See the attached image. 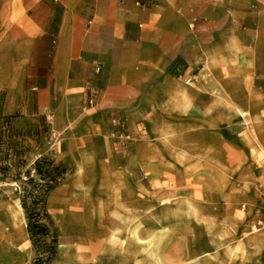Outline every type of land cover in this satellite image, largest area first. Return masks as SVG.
I'll return each mask as SVG.
<instances>
[{"label": "crops", "instance_id": "obj_1", "mask_svg": "<svg viewBox=\"0 0 264 264\" xmlns=\"http://www.w3.org/2000/svg\"><path fill=\"white\" fill-rule=\"evenodd\" d=\"M226 4L0 0V104L21 119L48 110L57 139L50 153L93 175H81L79 181L95 192L100 206L117 207L112 219L123 220L126 213L131 220L137 187L124 172L131 166L120 165L121 154L113 147L117 129L142 140V146L158 141L142 153V174H151L156 183L166 170L191 169L194 152L206 147L210 168L203 171L221 172L240 159L236 149L228 153L221 143L228 122L220 104H243L244 43L255 51L256 60L249 59L253 68L259 71L264 63L258 59L259 26L252 11L229 9L237 15L228 22ZM256 75V85L264 87V69ZM172 174L170 189L185 183ZM80 196L88 201L86 194ZM52 201L58 210L78 199L60 190ZM62 226L70 229L66 222ZM60 244L67 255L60 259L69 262L72 243Z\"/></svg>", "mask_w": 264, "mask_h": 264}, {"label": "rangeland", "instance_id": "obj_2", "mask_svg": "<svg viewBox=\"0 0 264 264\" xmlns=\"http://www.w3.org/2000/svg\"><path fill=\"white\" fill-rule=\"evenodd\" d=\"M226 5L228 22L237 15L229 9L243 14L252 11L259 26L258 59L264 63V0H227ZM246 45L242 55L248 60L239 67L243 104H220L226 107L228 122L222 130L226 141L221 143L228 153L236 149L240 158L234 167L203 171L210 168L209 157L203 152L209 147L203 150L205 146L200 145L198 149L203 151L194 152L196 164L191 169L180 167L178 174L166 170L156 183L151 174H142V153L158 141H146L142 146V140L124 128L113 132L128 135L118 139L112 134L111 138L121 154L120 165L131 166L124 172L137 187L132 190L135 204L130 210L136 215L131 220L126 213H121L123 220L112 219L117 207L100 206L95 192L79 181L81 175H93L66 166L50 153L57 139L49 125L48 110L21 119L20 114L4 112L0 104V166L9 168L8 178L0 176V264H264V87L255 83L256 74L264 67L259 71L253 68L257 57L251 45ZM49 162L62 170L59 185L47 196L55 227L51 236L40 237L35 248L23 204L32 205L33 186L49 179L42 176ZM171 174L185 183L170 189ZM60 190H70L77 204L54 210L57 206L50 197ZM82 194L88 196L87 202L81 200ZM65 222L70 227L66 231ZM76 226L81 231L75 232ZM54 238L58 244L52 256ZM64 241L72 243L69 262H62L67 259L66 248L60 244Z\"/></svg>", "mask_w": 264, "mask_h": 264}, {"label": "trees", "instance_id": "obj_3", "mask_svg": "<svg viewBox=\"0 0 264 264\" xmlns=\"http://www.w3.org/2000/svg\"><path fill=\"white\" fill-rule=\"evenodd\" d=\"M8 171V167L0 166V176L8 178ZM60 172H62V170L59 166H56L52 162H49L48 170L44 172V174L40 173L42 174L43 179H49L46 180L44 184L37 183L33 186L32 192H35V196L32 205H27L26 201H24L23 204L26 214L28 232L30 234L31 239L33 240L35 248H38V244L41 241L40 237L51 236V231L55 227V223L47 209V196L54 187L59 185ZM33 181L34 179H32V182ZM57 244V239L54 238L50 250L52 256H55L57 253Z\"/></svg>", "mask_w": 264, "mask_h": 264}, {"label": "built area", "instance_id": "obj_4", "mask_svg": "<svg viewBox=\"0 0 264 264\" xmlns=\"http://www.w3.org/2000/svg\"><path fill=\"white\" fill-rule=\"evenodd\" d=\"M114 137L118 138V139H125L128 137V135H126L124 132H120V133H114L113 134Z\"/></svg>", "mask_w": 264, "mask_h": 264}]
</instances>
